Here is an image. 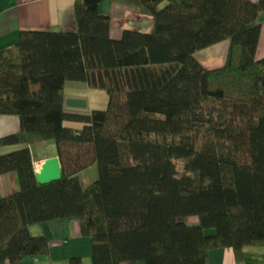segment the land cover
Returning a JSON list of instances; mask_svg holds the SVG:
<instances>
[{"label": "trees", "instance_id": "trees-1", "mask_svg": "<svg viewBox=\"0 0 264 264\" xmlns=\"http://www.w3.org/2000/svg\"><path fill=\"white\" fill-rule=\"evenodd\" d=\"M115 1L146 9L154 30L114 38L100 0H75V30L23 29L0 49V114L21 121L0 146L25 144L0 154V174L20 180L0 197V264L48 254L49 237L29 226L73 216L93 264H210L215 247L264 264L247 249L264 246V0ZM225 39V64L204 66L195 52ZM67 80L105 89L108 106L65 110ZM50 138L62 177L42 183L29 144ZM93 163L98 176L83 186Z\"/></svg>", "mask_w": 264, "mask_h": 264}, {"label": "crops", "instance_id": "crops-1", "mask_svg": "<svg viewBox=\"0 0 264 264\" xmlns=\"http://www.w3.org/2000/svg\"><path fill=\"white\" fill-rule=\"evenodd\" d=\"M74 5L75 0H0V49L14 44L23 29L75 30ZM99 10L111 15L110 33L114 38H121L125 29L145 32L154 30V16L142 7L122 1L100 0ZM257 21L260 23L261 32L256 56L264 57V9L259 11ZM229 45L230 40L225 39L197 50L195 55L208 68L222 66L226 62ZM64 92L65 110L70 112L90 113L93 109L106 108L109 103V94L105 89L91 87L81 80H67ZM65 124L75 128L83 125L82 122L74 120H65ZM20 127L18 114H0V137L18 132ZM23 146L25 144L1 145L0 154ZM29 147L35 169H39L38 166L45 158L58 155L57 144L53 138L29 144ZM90 170L92 175L98 176L97 165L93 163L80 172L82 185V173L89 175ZM19 188L20 180L16 171L0 174V197ZM183 219L189 223L198 221L195 215ZM29 231L33 235H47L50 239V250L48 254L25 255L22 264H70V259L75 256L81 257L83 264H93L92 242L90 237L81 233L78 217L53 218L33 223L29 226ZM247 249L264 254V246H250ZM209 261L210 264H239L231 247L211 248ZM120 264H144V262L122 261Z\"/></svg>", "mask_w": 264, "mask_h": 264}, {"label": "water", "instance_id": "water-1", "mask_svg": "<svg viewBox=\"0 0 264 264\" xmlns=\"http://www.w3.org/2000/svg\"><path fill=\"white\" fill-rule=\"evenodd\" d=\"M94 1V0H91ZM36 178L45 183L62 177V166L59 155L45 158L39 169H36Z\"/></svg>", "mask_w": 264, "mask_h": 264}, {"label": "rangeland", "instance_id": "rangeland-1", "mask_svg": "<svg viewBox=\"0 0 264 264\" xmlns=\"http://www.w3.org/2000/svg\"><path fill=\"white\" fill-rule=\"evenodd\" d=\"M96 178H97L96 175L94 176L91 174V170L89 172V175L87 173H82L83 185H86V183L88 184V183L92 182ZM188 217H190V216H186V218H188Z\"/></svg>", "mask_w": 264, "mask_h": 264}, {"label": "bare ground", "instance_id": "bare-ground-1", "mask_svg": "<svg viewBox=\"0 0 264 264\" xmlns=\"http://www.w3.org/2000/svg\"><path fill=\"white\" fill-rule=\"evenodd\" d=\"M41 167V165L40 166H38V168H40Z\"/></svg>", "mask_w": 264, "mask_h": 264}]
</instances>
